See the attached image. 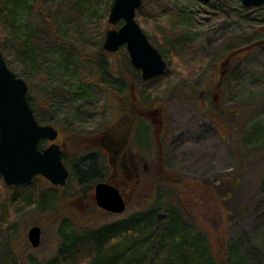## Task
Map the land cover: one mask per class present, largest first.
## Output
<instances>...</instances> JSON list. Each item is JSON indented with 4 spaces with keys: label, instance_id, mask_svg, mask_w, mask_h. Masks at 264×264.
<instances>
[{
    "label": "rangeland",
    "instance_id": "1",
    "mask_svg": "<svg viewBox=\"0 0 264 264\" xmlns=\"http://www.w3.org/2000/svg\"><path fill=\"white\" fill-rule=\"evenodd\" d=\"M23 1L25 5L16 10V25L32 28L34 39L28 51L31 60L25 65L24 57L16 52L3 57L8 69L28 86L35 119L57 129L61 137L69 138L70 133L86 136L101 130L121 102L117 95L125 96L122 100L132 109H154L156 120L150 137L158 159L148 180L132 185L128 207L119 215L100 212L91 198L85 196L91 179L84 183L76 181L78 169L92 164L93 157H89L92 151L76 153L74 147L67 148L66 162L73 177L62 189L53 187L43 177L26 184L25 194L19 190H2L0 185L3 221H0V264H43L52 259L62 241L61 218L70 220L74 228H94L154 205L163 212L169 203L177 204L181 199L198 215V228L208 236L215 257L225 260L223 248L227 242L226 255L231 263L264 264V185H261L264 154L252 155L264 148V50L243 53L230 67L227 87L218 94L220 106L230 113L211 122L201 110L205 99L200 95L203 82L215 88L226 72L223 66L211 64L219 50L227 54L257 40L254 31L264 29V6L244 8L239 0H220L227 8L225 17H218L206 7V13L196 17L200 21L194 26L187 14H196L198 5L204 6L201 2L149 0L178 8V17L186 25V38L191 40V45L200 44L201 51L197 53L191 46L190 50L180 52L174 46L173 37L177 35L171 34L165 23L169 16L158 21L144 18L136 11L135 21L150 43L161 51L167 41L168 49L176 52L168 53L167 68L161 76L144 82L138 70L131 66L124 48L114 53L102 52L100 61L104 70L95 64H81L74 70L67 66L61 52L62 42L51 39L53 35L74 50L80 49L92 57L98 55L103 43V40L99 43L101 32L104 36L106 30L122 24L119 21L112 26L107 22V0H92L96 14L92 17L79 14L76 18L72 17V10L81 11V5H88L87 0ZM109 1L111 5L112 0ZM50 27L48 35L46 30ZM88 38L91 42L87 43V49ZM70 53L78 61V53ZM117 77L120 80L114 79ZM101 81L114 86L116 96L107 95L99 86ZM53 87L58 88L57 94L48 98L46 91ZM134 93L137 100L131 102ZM247 104L254 107L253 111L237 118L235 110ZM159 177L167 182L154 184ZM47 187L55 192L54 201H46L48 207L43 205L38 209L21 198L28 194L32 203L35 195ZM227 194L229 207L223 202ZM39 201L40 205L44 204L42 199ZM32 226L41 229L37 247H32L27 238ZM200 250L199 247L198 253ZM195 260L207 264L202 257ZM78 262L85 264L86 260Z\"/></svg>",
    "mask_w": 264,
    "mask_h": 264
},
{
    "label": "trees",
    "instance_id": "2",
    "mask_svg": "<svg viewBox=\"0 0 264 264\" xmlns=\"http://www.w3.org/2000/svg\"><path fill=\"white\" fill-rule=\"evenodd\" d=\"M87 1L88 5H81V11L76 12L72 10L71 15H73V18L78 17L79 14H86L88 17H92L96 14L92 0ZM198 1L199 0H197V2ZM37 2L41 3L42 0H37ZM64 2H62V6L65 5ZM21 5H25L23 0H0V52L3 56H7L10 52H16L20 57H24L23 63L27 65V62L31 60L29 55L30 52L28 51L32 47V40L34 37L30 25L29 27L24 26L23 28L16 25V10ZM203 5L204 6L198 5L199 8L196 14H187L189 21H192L194 26L200 21V18L197 20L196 17H199L202 13H206L204 10L206 7L218 17H225L227 14V8H225V5L220 2V0H208V2ZM110 6V1L107 0L105 11L110 9ZM141 7L142 8L138 10V13L144 18H151L159 21L161 19L163 20L165 15L169 16L168 19H165L166 27L167 30L172 31L171 34L174 33L177 35L176 37H173V43L175 47H178L177 49L180 52L190 50L192 47L197 53L201 51L200 44L191 45V40L186 38V25L183 23V20L179 19L178 16L180 11L174 5L162 2L151 3V1L146 0ZM26 8L29 9L30 6H26ZM36 10H39V8ZM228 14L230 15V12H228ZM38 15L43 17V15H40L39 13ZM210 19L212 20V18ZM51 29L52 28L50 27L46 30L48 35L51 34ZM81 34L83 35V33ZM254 34L257 36L255 42L244 44L238 48H233L227 54H224L225 52L221 49L219 50L220 52H217L214 56L211 63L212 66L221 65L223 66V69H226L222 79L217 84L218 86L215 85L216 87L214 88L212 84L203 82L202 80L203 87H201V93H203V98L207 103V107L204 109L202 108L201 110L208 113L213 118V121L214 119L231 112L230 110H227V108L223 109L220 106L219 103L221 100L218 96V94L221 93V90H224L227 87V77H229L230 74V67L235 64L236 59L241 54L256 49L264 50V29L261 32L254 31ZM50 36L51 39L62 42L61 52L65 56L64 58L67 66L71 65L74 70H77V67L81 64H95L98 67H102L103 70L105 69L100 61L102 52H104L102 48L98 55L92 57L84 54L80 49H72L71 46L66 42H63L60 38H55L53 35ZM103 39L104 36L102 31L99 43H101ZM90 42L89 38L86 39L85 47L87 49L89 48L88 44ZM165 44H167V41L163 43L162 50L159 52L166 61L170 50H174H172L173 48L168 49ZM72 51L78 53V61L72 57V54L70 53ZM221 51H223V54H221ZM222 55H224V59L221 58ZM219 58L222 60L220 61ZM104 84L105 83H102L101 81L99 86L104 89L107 95H116V89L114 86L112 87V85ZM57 90V87H53L46 91V95L48 98H53L56 96ZM210 96H212L213 99L210 98ZM26 98L28 105L32 108L33 112H35L34 108L31 106V98H29L28 95ZM253 109V106L247 104L236 109L235 116L238 118L241 115H244L245 117L251 113ZM37 121L39 124H43L41 120ZM77 137V134H75L72 138L77 139ZM42 147L43 142L38 144V148L41 149ZM263 154L264 148H261L260 151H255L252 155L255 157ZM86 169V166L78 169L76 181H84L82 175L85 174ZM166 182L165 178L160 179L159 177V180H156L154 184H164ZM0 185L2 190H19V193L24 194L25 192L23 190L27 187V185L7 187L2 182L1 177ZM261 185H264V178L262 179ZM21 198L26 204H35L38 209H41L43 208V205L48 207L49 204L47 205V202L51 203L54 201L55 192L52 187H47L43 189V192L35 195L32 203L29 200L30 196L28 194ZM39 198L43 200L44 204L40 205ZM228 201H230V197L227 194V196L223 198L226 207H229ZM52 215H54V213ZM0 221L3 222L1 220V212ZM59 223L61 224L59 228L62 238L61 244L58 247L55 256L43 264H77L81 259L86 260L85 264H199L195 260L197 257H202L203 261L207 264H233V262L231 263L229 260L230 258L226 255L227 242L223 248L225 260L222 262L221 259L214 256L208 236L198 228V215L195 214L188 205H185L182 202V199L181 202L178 201L177 204L169 203L163 212L157 205H154L148 207L146 210L136 211L124 219L94 228H74L70 223V220L67 218H61ZM199 247L201 250L198 253Z\"/></svg>",
    "mask_w": 264,
    "mask_h": 264
},
{
    "label": "water",
    "instance_id": "3",
    "mask_svg": "<svg viewBox=\"0 0 264 264\" xmlns=\"http://www.w3.org/2000/svg\"><path fill=\"white\" fill-rule=\"evenodd\" d=\"M239 1L244 8L264 6V0ZM141 5L142 0H112L107 22L112 26L119 21L122 24L106 30L101 48L114 53L124 47L142 80L150 81L162 75L167 65L135 21ZM27 90L26 83L8 69L0 52V177L7 187L29 184L37 176L54 186H64L68 171L61 160L60 146L52 143L38 148L40 139L54 141L57 131L37 123L26 99ZM94 197L96 205L105 211L121 214L126 208L117 189L104 183L95 185ZM40 237V227L29 228L27 238L32 247L39 245Z\"/></svg>",
    "mask_w": 264,
    "mask_h": 264
},
{
    "label": "flooded vegetation",
    "instance_id": "4",
    "mask_svg": "<svg viewBox=\"0 0 264 264\" xmlns=\"http://www.w3.org/2000/svg\"><path fill=\"white\" fill-rule=\"evenodd\" d=\"M138 72L140 74L139 70ZM115 79L120 80L119 78ZM200 95H203V93ZM122 97L125 98V96ZM123 98L117 95V99L121 102H119L113 114L108 117L100 131L86 136L78 135L77 139H73L72 137L76 133H70L69 138H65L61 137L60 132L54 128L57 131V136L54 141L46 139H40L38 141V144L43 142V147L41 149L39 148L40 150L48 147L52 143L60 146L61 160L68 171L65 186H67L73 177L72 170L66 162V155L69 152L66 151L67 148L71 147L73 149L74 147V150H77L76 153L92 151L89 153V157H93L92 164L87 168L91 169V171L86 169L85 174L82 175L84 181L88 178L89 180L91 179V184L87 192H85V196L91 198L97 210L112 215L119 214L105 211L96 205L94 197L95 185L104 183L116 188L125 202L127 209L128 193L133 189L132 185H138L140 181L143 182L146 178L148 180V175H151L153 171L152 168L155 164V159H158L155 154L156 147H154V144L152 146L150 137L154 128L152 126L156 120L153 118L155 114L154 109H138L137 107L132 109L128 106L125 99L122 100ZM131 98V102H133V100H137V95L134 93ZM206 107L207 103L205 102L203 109ZM204 114L211 122L213 121V118L208 113ZM160 122L162 123L163 121L161 120ZM163 147L158 150L161 152ZM156 163H159L158 160H156ZM84 181H78V183H84ZM65 186H55V188L62 189ZM76 187L78 188L77 185Z\"/></svg>",
    "mask_w": 264,
    "mask_h": 264
}]
</instances>
